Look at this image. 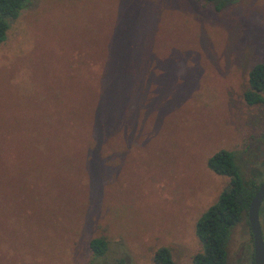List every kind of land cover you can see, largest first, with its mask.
Segmentation results:
<instances>
[{
    "label": "rangeland",
    "instance_id": "rangeland-1",
    "mask_svg": "<svg viewBox=\"0 0 264 264\" xmlns=\"http://www.w3.org/2000/svg\"><path fill=\"white\" fill-rule=\"evenodd\" d=\"M262 59L264 0H31L0 44V264H153L159 247L192 264L229 185L208 158L264 174V104L242 99ZM248 232L226 264L250 260Z\"/></svg>",
    "mask_w": 264,
    "mask_h": 264
},
{
    "label": "trees",
    "instance_id": "trees-1",
    "mask_svg": "<svg viewBox=\"0 0 264 264\" xmlns=\"http://www.w3.org/2000/svg\"><path fill=\"white\" fill-rule=\"evenodd\" d=\"M30 1L0 0V44L6 39L10 22L19 16ZM263 93L264 59L254 64L247 74L246 88L242 93L243 102L248 106L262 105ZM206 165L214 174L228 178L229 185L196 222L195 236L201 245V252L193 256L192 264H226V248L231 231L238 223L247 220L249 205L264 174L254 170L247 177L237 164L234 153L227 150L215 152L208 158ZM88 246L94 258L103 257L108 251L107 242L102 238L92 239ZM152 261L153 264H175L166 247L157 248Z\"/></svg>",
    "mask_w": 264,
    "mask_h": 264
},
{
    "label": "water",
    "instance_id": "water-1",
    "mask_svg": "<svg viewBox=\"0 0 264 264\" xmlns=\"http://www.w3.org/2000/svg\"><path fill=\"white\" fill-rule=\"evenodd\" d=\"M264 201V180L258 187L247 211V221L253 240L254 264H264V241L259 221V211Z\"/></svg>",
    "mask_w": 264,
    "mask_h": 264
},
{
    "label": "flooded vegetation",
    "instance_id": "flooded-vegetation-1",
    "mask_svg": "<svg viewBox=\"0 0 264 264\" xmlns=\"http://www.w3.org/2000/svg\"><path fill=\"white\" fill-rule=\"evenodd\" d=\"M264 180V176H263V179H262V181ZM261 184V183H260ZM259 187V186H258ZM263 210H264V201H263V203L261 204V207H260V211H259V221H260V219H261V217H262V214H263ZM245 220V219H244ZM245 222H246V224H247V226H248V233L250 234V240H249V242H248V245H249V248H248V250L251 252V260H249V261H247L246 260V258H245V264H254V260H253V240H252V235H251V232H250V228H249V225H248V221L247 220H245ZM239 224V223H238ZM237 224V225H238ZM260 225H261V221H260ZM261 230H262V226H261ZM262 235H263V241H264V234H263V230H262ZM248 245H246V246H248ZM245 249V248H244ZM244 249H243V252H244Z\"/></svg>",
    "mask_w": 264,
    "mask_h": 264
}]
</instances>
